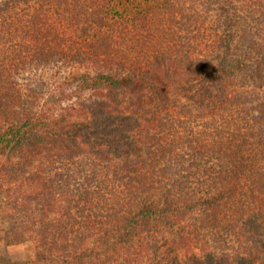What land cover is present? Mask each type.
Returning <instances> with one entry per match:
<instances>
[{
    "label": "trees",
    "instance_id": "1",
    "mask_svg": "<svg viewBox=\"0 0 264 264\" xmlns=\"http://www.w3.org/2000/svg\"><path fill=\"white\" fill-rule=\"evenodd\" d=\"M0 212L33 264H264V0H0Z\"/></svg>",
    "mask_w": 264,
    "mask_h": 264
},
{
    "label": "rangeland",
    "instance_id": "2",
    "mask_svg": "<svg viewBox=\"0 0 264 264\" xmlns=\"http://www.w3.org/2000/svg\"><path fill=\"white\" fill-rule=\"evenodd\" d=\"M5 231L6 220H2L0 212V264H33L35 251L31 244H8Z\"/></svg>",
    "mask_w": 264,
    "mask_h": 264
}]
</instances>
